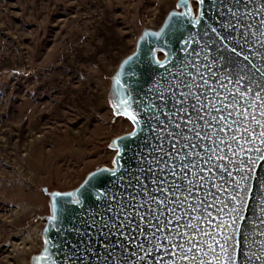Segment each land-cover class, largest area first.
I'll return each mask as SVG.
<instances>
[{"label":"rangeland","instance_id":"obj_1","mask_svg":"<svg viewBox=\"0 0 264 264\" xmlns=\"http://www.w3.org/2000/svg\"><path fill=\"white\" fill-rule=\"evenodd\" d=\"M179 0H0V264H31L67 192L113 168L114 79ZM193 10L197 5L191 0Z\"/></svg>","mask_w":264,"mask_h":264},{"label":"snow or ice","instance_id":"obj_2","mask_svg":"<svg viewBox=\"0 0 264 264\" xmlns=\"http://www.w3.org/2000/svg\"><path fill=\"white\" fill-rule=\"evenodd\" d=\"M181 2L183 3V0ZM248 2L251 3L252 0ZM199 3L203 5L205 0H199ZM217 3L224 6V0H217ZM258 9L257 13L255 9L249 11L246 7L241 14L239 8L228 7L227 14L231 17L228 21H221L218 26L207 25L205 35L211 34L213 43L217 45L219 60L232 66L224 77L234 88L225 89L223 98L217 88L203 79V74H198L200 83H197V76L191 71L186 73L192 78L191 84L175 85L176 88L183 86L188 91L180 92L177 96L173 85L168 86L173 105L179 103L181 107L178 111L183 113V117H178L183 121V126L182 123H175L178 131L168 133L175 140L184 141L182 147L177 149L178 170L175 164L168 170V174L178 178L180 182L177 183L176 179H173L168 183V187H164V179H153L152 183L157 185L155 191L159 195L146 192L143 202L138 204L125 207L121 200L115 207L111 204L107 207V211L112 212L117 221L104 223L103 227L108 229L109 234L116 231L119 236L125 237L128 243H132L138 239L133 233L144 236L145 228L152 230L149 232L152 250L143 244L135 245L143 253L137 264H149L150 260L151 264H251L253 257L259 260L260 264H264V257L255 253L251 256L245 254L243 262L240 260L241 239L247 243L243 225L249 210L251 181H258L261 188H264V180L256 175L260 162H264V84L254 78L255 74L264 78V63H253V58L264 61V52L257 51L255 47L258 44L264 48V18L259 19L257 28L247 22L241 23L242 16L246 20L253 19L254 13L264 16V3L259 4ZM225 14L223 11L220 13L221 16ZM172 15L191 16L192 13L189 8L183 14ZM203 16L204 12L201 10L200 18L194 19V24L200 25ZM249 36L255 39L250 41ZM184 43L188 45L189 41ZM249 49L250 51H247ZM128 62L125 61L126 64ZM163 66L162 64L161 67ZM242 82L243 87L240 86ZM116 83L121 85L119 76ZM253 84L258 90L254 91ZM221 87L224 85L221 84ZM201 89L203 93L211 92L215 95V104L210 98L206 102ZM117 91L119 92V89ZM159 99L165 100L163 93ZM186 102L188 108L184 107ZM126 105L127 101L121 92L119 103L115 107L130 115L139 127L136 115L129 113ZM198 121L203 122V128L199 131ZM207 128L212 129L211 133L204 131ZM202 132L204 135H201ZM188 133L192 135L189 136ZM135 134L134 132L131 135ZM206 141L210 143H205ZM113 146L118 145L114 143ZM114 163L119 165V160ZM99 171L111 172L113 176L117 172L110 169ZM164 171L165 169H161V172ZM205 173L207 175H204ZM213 175L221 183L214 182ZM198 189L204 193L203 199L195 196ZM183 192H187L188 196H183ZM176 193H180L182 198L176 197ZM60 195L55 193L54 197ZM81 195L79 191L67 193L68 197L73 198L70 202L77 205L82 203L79 199ZM96 196L98 200L105 196L112 201L116 200V196L102 192H97ZM188 197H193L195 202L189 201ZM130 200H136V197H130ZM260 204L264 205V193L261 195ZM177 208L180 209L179 214ZM141 209L147 211L142 214ZM260 211L264 212V207H261ZM185 217L188 219L185 220ZM51 219L56 220V216ZM101 220H104L103 216ZM181 221H184L182 225ZM260 223H264V220ZM255 230L256 224L253 222V231ZM259 234L264 236V232ZM259 243L264 250V240ZM153 251L157 253L156 256L152 255ZM45 252L47 253V249Z\"/></svg>","mask_w":264,"mask_h":264},{"label":"water","instance_id":"obj_3","mask_svg":"<svg viewBox=\"0 0 264 264\" xmlns=\"http://www.w3.org/2000/svg\"><path fill=\"white\" fill-rule=\"evenodd\" d=\"M197 5L195 12L191 6V0L178 1L180 11L172 10L158 30L147 29L140 36L136 51L126 58L120 65L118 73L114 79L112 90V101L115 115L124 117L133 125V130L127 134L115 138L111 143V148L116 149L114 161L119 160V165L114 163L113 168H99L87 175L84 182L77 188L67 191L44 192L50 197L49 207L50 215L45 217L46 224L42 231L44 247L40 253L31 257V264H137L143 253L136 248V244H143L144 247L152 250L150 243L152 231L145 228V235L140 236L139 233H133L138 239L132 243H128L126 238L119 236L116 231L108 233V229L104 228L105 222L117 223L112 212L107 211L108 205L115 207L121 200L124 206L129 204H138L143 202L146 192L153 195L156 193V184L153 179H164L166 183L164 187H168V183L178 178H173L168 174V170L172 169V165L179 168V160L176 159L177 149L181 148L184 141H177L168 133L178 131L175 123H182L178 117H183V113L178 109L181 107L179 103L173 105L172 95L168 92L169 84L173 85V89L177 96L180 92L188 91L187 88L181 86L176 88L177 83L191 84L192 78L186 73L191 71L197 76V83H200L198 74H203V79L208 80L213 87L217 88L220 97L223 98L225 89H232L234 85L225 80L224 74L232 67L224 64L219 60L216 47L213 43L211 34L205 35L207 25L218 26L221 21H228L231 17L227 14V8H239L243 14L245 8L249 11L256 10L259 12L258 5L264 3V0H224L222 7L217 0H205L201 5L199 0H192ZM186 5V6H185ZM191 9V16H173V13L183 14ZM201 10L204 16L200 25L194 24V19L200 18ZM223 11L226 13L221 16ZM264 16L254 13V18L246 20L243 16L241 23H250L253 28H257L259 19ZM235 23V20L232 21ZM159 33V35H153ZM259 35V31H257ZM255 38L249 36V40ZM188 40L189 44L185 45ZM256 50L264 52V48L256 45ZM247 51H250L247 50ZM129 58H132L129 60ZM125 61H129L127 64ZM253 63L257 65L264 63L258 58H253ZM164 65L161 67V65ZM223 65V66H222ZM120 77L121 85H117L116 78ZM254 78L264 84V78L255 74ZM243 83L240 85L243 87ZM221 84L224 87H221ZM254 91L258 90L255 84L252 85ZM119 89V92L117 91ZM193 91H196L193 89ZM124 94L127 101L129 113L135 114L139 121V127L130 118V115L117 107L119 103L120 93ZM200 92L203 93L201 89ZM163 93L165 100L159 99ZM204 97L211 99L215 104V95L211 92L203 93ZM195 103V101H190ZM241 103H243L241 101ZM155 107H152V106ZM124 107V106H122ZM188 108V102L184 105ZM190 110V109H189ZM196 119L195 115L192 117ZM203 128V122H197V131ZM186 131V128H185ZM211 133L212 129L204 130ZM135 135H131L132 133ZM191 136V133H188ZM204 135V132L201 133ZM195 142V141H194ZM114 143L118 145L114 147ZM205 143H210L206 141ZM175 144V147L173 145ZM182 155V153H181ZM203 155V152L201 153ZM102 169L117 170L113 176L111 172H100ZM161 169H165L161 172ZM204 175H207L205 173ZM256 175L264 180V162H260L257 167ZM212 180L221 183L215 175ZM251 192L249 199V210L246 213V221L244 222V230L247 235V243L241 239V255L240 260L243 262L245 254L264 257V250L260 247V241L264 240V236L259 233L264 232V212H261L260 204L264 188H261L258 181H251ZM215 191V189H212ZM79 191L82 195L79 199L81 204L71 203L73 198L67 196V193ZM97 192H102L116 196V200L112 201L105 196L97 199ZM55 193H60L58 197H54ZM181 197L180 193L175 194ZM183 196H188L187 192H183ZM195 196L203 199L204 193L199 189L196 190ZM130 197H136V200H130ZM193 203L194 198L188 197ZM211 200V197H209ZM55 205V206H54ZM155 207V205H153ZM173 207H175L173 205ZM143 214L147 209H141ZM180 209L177 208V214ZM56 220H52L53 216ZM101 216L104 220H101ZM171 218V217H169ZM225 219L227 217H224ZM188 217H185L187 220ZM95 221V224H93ZM253 222L256 224V230L253 231ZM142 223V222H141ZM184 221H181V225ZM47 249V253L45 252ZM135 253V255H133ZM156 256L155 251L152 252ZM151 264V260L149 261ZM251 264H260L259 260L253 257Z\"/></svg>","mask_w":264,"mask_h":264}]
</instances>
